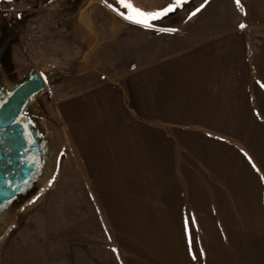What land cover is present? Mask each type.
<instances>
[{
	"label": "rangeland",
	"instance_id": "rangeland-1",
	"mask_svg": "<svg viewBox=\"0 0 264 264\" xmlns=\"http://www.w3.org/2000/svg\"><path fill=\"white\" fill-rule=\"evenodd\" d=\"M170 1L131 0L145 11ZM210 2L192 0L146 28L108 6L127 12L115 0H0V60L18 81L32 69L41 75L46 91L39 108L64 141L56 177L15 212L14 226L0 239V264H264L258 68L251 67L250 97L236 102H219L217 87L183 86L164 96L165 88L152 84L153 47L167 38L183 41L184 24ZM169 27L172 37L161 30ZM263 31H251L256 50ZM103 85L121 92V123L144 134L148 152L131 161L136 167L119 161L132 155L124 152L119 126L96 123L82 143L62 113ZM107 111L90 109L102 120ZM87 143L99 150L87 151ZM78 146L97 165L89 166Z\"/></svg>",
	"mask_w": 264,
	"mask_h": 264
},
{
	"label": "crops",
	"instance_id": "crops-1",
	"mask_svg": "<svg viewBox=\"0 0 264 264\" xmlns=\"http://www.w3.org/2000/svg\"><path fill=\"white\" fill-rule=\"evenodd\" d=\"M210 3L211 7L203 6L199 9L197 14L200 15L197 20L195 18L191 21L192 23L189 22V26L184 24L183 41L172 42L170 37L176 31H167L173 33L170 34V39L167 38L164 42L153 47L150 70L152 84L158 89L165 88L162 93L164 96H169L170 92L173 93L175 89L190 86L201 89L219 88V102H236L239 97L249 98L248 90L251 88V82L256 81L253 79L255 72L252 71L255 67L258 68L259 72L256 82L263 84L264 87V31L262 32L263 43L258 50L255 49V39L252 38L253 34H251L255 26L264 28V0H239V5L236 0H211ZM245 6L249 16L247 30L244 27ZM241 25L244 26L241 27ZM172 66L177 71L180 70L179 75L172 74ZM172 79L176 82H184V84L174 87L171 84ZM254 83L252 86L256 88ZM105 89L118 92L120 98L122 97L119 90L112 86L103 85L85 97L77 98L65 104L62 107V113L69 121L74 138L75 127L77 129L76 134L78 135L79 131L84 136L82 143L89 141V136H92L94 128L96 129V123L100 125L99 123L104 121L110 126L113 123L114 126H119L118 134L126 136L124 152L132 153L130 156L126 154L119 161L121 163L124 160L130 162V165L124 164L123 166L136 167L131 165V161L136 160L137 157L141 158L142 152L147 151L145 149L147 144L144 145L143 133L137 129H132V125L121 123L119 117L122 112L121 100L113 114L109 110L111 103H107L108 111L103 120L91 115V108L103 106V103L94 98L93 95ZM142 98L147 99V96L143 95ZM229 98L231 100H228ZM157 104L160 105L161 103L158 102ZM100 126L103 128V125ZM79 150L81 154L85 155L80 147ZM85 157L91 166L93 164L91 159L86 155Z\"/></svg>",
	"mask_w": 264,
	"mask_h": 264
},
{
	"label": "flooded vegetation",
	"instance_id": "flooded-vegetation-1",
	"mask_svg": "<svg viewBox=\"0 0 264 264\" xmlns=\"http://www.w3.org/2000/svg\"><path fill=\"white\" fill-rule=\"evenodd\" d=\"M28 78L18 81L0 60V239L14 226L15 212L54 180L62 157L59 128L39 108L46 90L24 101L18 111L9 105Z\"/></svg>",
	"mask_w": 264,
	"mask_h": 264
},
{
	"label": "snow or ice",
	"instance_id": "snow-or-ice-1",
	"mask_svg": "<svg viewBox=\"0 0 264 264\" xmlns=\"http://www.w3.org/2000/svg\"><path fill=\"white\" fill-rule=\"evenodd\" d=\"M105 2L107 3L108 0H105ZM115 2L118 5H122L123 8L127 10V12L120 11L119 7H113V3H108V6L113 8V10L118 11V14L124 17L126 20L133 21L146 28H152L154 27V25L150 23V21L163 18L169 12H172L176 8L180 7L183 3V0H173V2L168 3L166 6L159 8L157 10H153V11L142 10L140 7L134 6L131 0H115ZM206 3H207V0H205V4ZM236 3L239 5V0H236ZM203 6L204 5H201L200 7H203ZM196 11H199V9H196ZM243 26L244 25H241V27ZM161 30L175 31V29H171V28L161 29Z\"/></svg>",
	"mask_w": 264,
	"mask_h": 264
},
{
	"label": "water",
	"instance_id": "water-1",
	"mask_svg": "<svg viewBox=\"0 0 264 264\" xmlns=\"http://www.w3.org/2000/svg\"><path fill=\"white\" fill-rule=\"evenodd\" d=\"M34 72L35 69H32L30 71L27 82H25L17 89L14 97L9 102L10 106L15 104L16 111L20 109L24 101L33 97L34 95H37L41 91L46 90V84L44 79L38 73L34 74Z\"/></svg>",
	"mask_w": 264,
	"mask_h": 264
},
{
	"label": "bare ground",
	"instance_id": "bare-ground-1",
	"mask_svg": "<svg viewBox=\"0 0 264 264\" xmlns=\"http://www.w3.org/2000/svg\"><path fill=\"white\" fill-rule=\"evenodd\" d=\"M93 96H94V98L99 99L103 103V106L102 105L100 107L95 106L94 107L95 110H97V109H98V111L99 110L100 111L108 110V105H107L108 102L111 103L109 110H112V111L116 110V104H117L118 97H119L118 92H111V91H109V89H105V90H102L101 92L94 94ZM86 149L89 152H96L99 150L98 147L93 143H87ZM93 164L91 166H93Z\"/></svg>",
	"mask_w": 264,
	"mask_h": 264
},
{
	"label": "trees",
	"instance_id": "trees-1",
	"mask_svg": "<svg viewBox=\"0 0 264 264\" xmlns=\"http://www.w3.org/2000/svg\"><path fill=\"white\" fill-rule=\"evenodd\" d=\"M192 0H190L189 2H191ZM170 2H173V0H171ZM189 2H185V0H183V3H182V7H184L185 8V5H187ZM176 9H179V7L178 8H176ZM175 9V10H176ZM172 11V12H169V14L168 15H165L166 17L167 16H169V15H171V14H173V13H175V12H177L178 10H176V11Z\"/></svg>",
	"mask_w": 264,
	"mask_h": 264
},
{
	"label": "built area",
	"instance_id": "built-area-1",
	"mask_svg": "<svg viewBox=\"0 0 264 264\" xmlns=\"http://www.w3.org/2000/svg\"><path fill=\"white\" fill-rule=\"evenodd\" d=\"M48 1V0H47Z\"/></svg>",
	"mask_w": 264,
	"mask_h": 264
}]
</instances>
